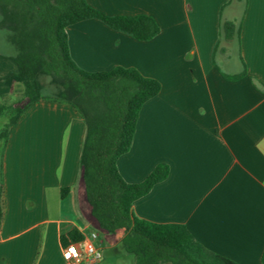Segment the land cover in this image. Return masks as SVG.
I'll return each mask as SVG.
<instances>
[{"label": "crops", "instance_id": "1", "mask_svg": "<svg viewBox=\"0 0 264 264\" xmlns=\"http://www.w3.org/2000/svg\"><path fill=\"white\" fill-rule=\"evenodd\" d=\"M86 2L108 16L151 17L159 28L145 42L93 19L65 29L69 57L80 70L132 68L160 85L142 105L116 169L128 184L141 183L159 165L168 167V175L133 203L132 214L182 225L207 250L237 264H260L264 0H245L238 22L222 19L226 9L232 13V0ZM224 22L239 25L238 39L220 37ZM0 33L3 78L16 71L10 58L18 49L9 24ZM242 72L237 79L226 77ZM22 92L20 84L12 91L0 86V98L8 103ZM84 137L81 117L55 102L32 105L11 128L0 158V264H67L60 237L73 229L83 238L92 232L111 238L98 231L86 202L80 176ZM99 238L108 256L111 249Z\"/></svg>", "mask_w": 264, "mask_h": 264}, {"label": "trees", "instance_id": "2", "mask_svg": "<svg viewBox=\"0 0 264 264\" xmlns=\"http://www.w3.org/2000/svg\"><path fill=\"white\" fill-rule=\"evenodd\" d=\"M90 19L140 42L159 33L151 17L108 16L86 0H0V27L9 24L18 49L10 58L16 71L0 78V86L12 91L20 84L23 91L9 107L0 104V118L6 117L0 138L6 142L11 128L38 102L70 106L85 125L80 176L91 217L102 235H120V244L133 264H237L207 250L182 225L154 224L132 214L133 203L168 175V167L159 165L141 183L128 184L116 169L119 157L129 150L142 105L159 93L160 85L132 68L97 73L77 68L68 54L65 29ZM239 30L238 24L224 22L219 35L238 39ZM67 192L62 189L61 198ZM2 211L0 186V220ZM82 239L73 229L60 237V244L65 248ZM260 264H264V247Z\"/></svg>", "mask_w": 264, "mask_h": 264}, {"label": "rangeland", "instance_id": "3", "mask_svg": "<svg viewBox=\"0 0 264 264\" xmlns=\"http://www.w3.org/2000/svg\"><path fill=\"white\" fill-rule=\"evenodd\" d=\"M244 1L245 0H232V10H233L232 13L230 12L231 14H228L227 12L230 10L226 9L224 11L223 16H222V19H224V20H235L238 22V19H239L240 15L242 13V10H243ZM0 35H1V33H0ZM0 51H1V49H0ZM232 53H234V51ZM47 90L50 91V88L47 87ZM14 99H15V97H13L12 99H9V103H8L7 101H2V99L0 98V104L7 107L9 104L10 105L12 104ZM4 123H6V117H4V118L1 117L0 118V133L2 131ZM4 143H5L4 140L2 138H0V158H1V153L3 150ZM0 180H1V177H0ZM118 236L121 237L120 235L111 236V238H109V240L104 238V236L100 237L103 245H106L107 247H110V249H111V253L108 256L107 255L103 256V258H102L103 261L101 264H133L132 257L125 254V252L122 248V245L120 244V240H119L120 238H118ZM120 255H121V257H120Z\"/></svg>", "mask_w": 264, "mask_h": 264}, {"label": "built area", "instance_id": "4", "mask_svg": "<svg viewBox=\"0 0 264 264\" xmlns=\"http://www.w3.org/2000/svg\"><path fill=\"white\" fill-rule=\"evenodd\" d=\"M99 235L90 233L77 243L68 244L63 248V255L67 264H97L103 254L98 244Z\"/></svg>", "mask_w": 264, "mask_h": 264}]
</instances>
